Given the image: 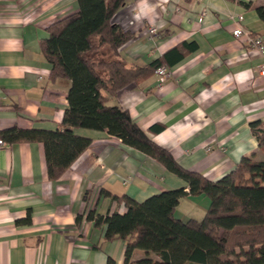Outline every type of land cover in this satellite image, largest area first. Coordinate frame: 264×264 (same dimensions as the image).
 Here are the masks:
<instances>
[{"label": "crops", "instance_id": "crops-1", "mask_svg": "<svg viewBox=\"0 0 264 264\" xmlns=\"http://www.w3.org/2000/svg\"><path fill=\"white\" fill-rule=\"evenodd\" d=\"M264 0H128L113 21L133 35L119 50L127 67L161 62L157 72L109 97L168 150L184 169L215 182L242 157L262 156L251 129L264 126V57L232 37L234 18L264 37L258 7ZM78 0H0V139L5 130L56 131L69 108L71 81L52 78L40 43L49 28L76 12ZM203 15L202 22H199ZM149 27L156 29L151 37ZM104 50L100 57L111 58ZM163 130L154 132L153 128ZM90 146L57 180L48 176L39 142L0 146V264H124L125 243L106 241L105 226L86 219L125 214L113 196L142 203L189 185L159 161L107 131L74 130ZM6 142V141H5ZM104 190L110 195L100 196ZM86 192L91 196L85 201ZM205 195L182 198L175 216L201 221ZM31 216V224L19 223ZM78 218L80 220L78 221ZM144 256L136 251L133 259Z\"/></svg>", "mask_w": 264, "mask_h": 264}, {"label": "trees", "instance_id": "trees-1", "mask_svg": "<svg viewBox=\"0 0 264 264\" xmlns=\"http://www.w3.org/2000/svg\"><path fill=\"white\" fill-rule=\"evenodd\" d=\"M128 0H78V12L49 28L43 40V57L52 66V78L71 81L69 108L61 128L50 132L12 128L1 133L5 143L39 142L45 147L48 177L57 180L91 144L74 130L107 131L135 150L162 163L189 185L163 192L138 203L128 196L112 199L124 204L126 213L100 216L92 209L86 219L105 226L106 241L125 243L124 264H264V126L251 125L257 139L256 154L242 157L232 172L212 182L199 173L181 167L170 152L157 145L137 122L119 106H110L109 97L137 83L163 66L161 62L127 67L119 50L133 35L116 25L113 16ZM264 23V5L258 7ZM111 58L100 57L104 50ZM162 126L153 128L154 132ZM86 192L84 199L91 196ZM100 196L110 195L104 190ZM205 195L210 200L201 221H180L176 208L182 198ZM80 218H78V221ZM19 223L31 224V216ZM136 251L144 256L133 259ZM108 264H115L111 258Z\"/></svg>", "mask_w": 264, "mask_h": 264}, {"label": "built area", "instance_id": "built-area-1", "mask_svg": "<svg viewBox=\"0 0 264 264\" xmlns=\"http://www.w3.org/2000/svg\"><path fill=\"white\" fill-rule=\"evenodd\" d=\"M202 20L203 15L200 17L199 22H202ZM243 21V15L234 18L236 28L232 30V37H234L240 43L242 49H250L264 57V37L260 35L257 36L256 33L251 31L250 29L245 28L242 24ZM148 32L151 37L156 36L157 34L156 29L153 27H149ZM258 72L261 77H264V64L260 67ZM157 74L160 78V82L162 83L167 80L171 75L169 69L166 66L160 67L157 70ZM0 146L6 147L8 146V144L5 143V141H3L2 139H0Z\"/></svg>", "mask_w": 264, "mask_h": 264}]
</instances>
